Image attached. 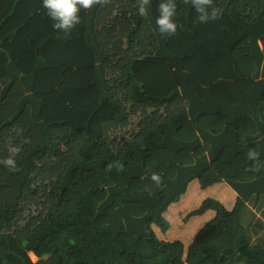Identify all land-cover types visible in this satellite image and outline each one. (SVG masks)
<instances>
[{
    "label": "trees",
    "instance_id": "1",
    "mask_svg": "<svg viewBox=\"0 0 264 264\" xmlns=\"http://www.w3.org/2000/svg\"><path fill=\"white\" fill-rule=\"evenodd\" d=\"M177 3L167 37L159 0H97L69 31L0 0V264H264V0H213L206 24ZM195 182L232 207L208 197L188 247L161 239Z\"/></svg>",
    "mask_w": 264,
    "mask_h": 264
},
{
    "label": "clouds",
    "instance_id": "2",
    "mask_svg": "<svg viewBox=\"0 0 264 264\" xmlns=\"http://www.w3.org/2000/svg\"><path fill=\"white\" fill-rule=\"evenodd\" d=\"M96 3L97 0H42V7L53 22L52 26L54 29L69 31L80 22L81 10L91 9ZM190 7L195 12V20L200 24H206L218 18L219 10L213 5V0H190ZM149 8L150 0H139L138 15L142 18H148ZM177 14V0H159L155 25L162 36L170 37L176 34L179 27L176 19ZM18 151L19 148L17 146H10V155L5 159L4 163L8 166H14L16 161L11 154ZM247 156L250 160H256L258 153L254 149H250ZM153 179H158V177L154 176Z\"/></svg>",
    "mask_w": 264,
    "mask_h": 264
},
{
    "label": "rangeland",
    "instance_id": "3",
    "mask_svg": "<svg viewBox=\"0 0 264 264\" xmlns=\"http://www.w3.org/2000/svg\"><path fill=\"white\" fill-rule=\"evenodd\" d=\"M208 197L221 201L227 208H231L235 200L233 191L226 184H217L206 190H202L198 182H195L177 203L170 206L166 214V218L170 223V228L167 232L163 234L154 227L159 237L166 241H182L185 247H188L199 229L215 215L214 212L208 211L203 215L192 216L187 219V216L191 212L198 210L203 201ZM247 207H249V212L255 213L256 219L264 220V204L253 206L252 202H248ZM32 257L34 261H37L34 255Z\"/></svg>",
    "mask_w": 264,
    "mask_h": 264
}]
</instances>
